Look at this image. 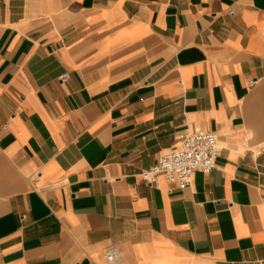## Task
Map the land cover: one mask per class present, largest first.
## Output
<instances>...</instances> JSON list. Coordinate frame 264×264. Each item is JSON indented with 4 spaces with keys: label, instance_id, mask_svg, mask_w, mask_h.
<instances>
[{
    "label": "crops",
    "instance_id": "0c3cea01",
    "mask_svg": "<svg viewBox=\"0 0 264 264\" xmlns=\"http://www.w3.org/2000/svg\"><path fill=\"white\" fill-rule=\"evenodd\" d=\"M0 264H264V0H0Z\"/></svg>",
    "mask_w": 264,
    "mask_h": 264
},
{
    "label": "built area",
    "instance_id": "2783aa9c",
    "mask_svg": "<svg viewBox=\"0 0 264 264\" xmlns=\"http://www.w3.org/2000/svg\"><path fill=\"white\" fill-rule=\"evenodd\" d=\"M219 150L214 132L198 125L186 128L180 136L179 144L160 154L157 161L142 172L143 178L152 184L159 175H165L182 185H189L195 170L209 171L213 168ZM118 255L115 247L105 252L106 259L113 262L118 261Z\"/></svg>",
    "mask_w": 264,
    "mask_h": 264
},
{
    "label": "bare ground",
    "instance_id": "6f19581e",
    "mask_svg": "<svg viewBox=\"0 0 264 264\" xmlns=\"http://www.w3.org/2000/svg\"><path fill=\"white\" fill-rule=\"evenodd\" d=\"M119 256V255H118ZM119 259V258H118ZM111 262H113V261H111ZM114 263V262H113Z\"/></svg>",
    "mask_w": 264,
    "mask_h": 264
},
{
    "label": "rangeland",
    "instance_id": "374dc122",
    "mask_svg": "<svg viewBox=\"0 0 264 264\" xmlns=\"http://www.w3.org/2000/svg\"><path fill=\"white\" fill-rule=\"evenodd\" d=\"M63 76H64V75H63ZM63 76H62V77H63Z\"/></svg>",
    "mask_w": 264,
    "mask_h": 264
}]
</instances>
